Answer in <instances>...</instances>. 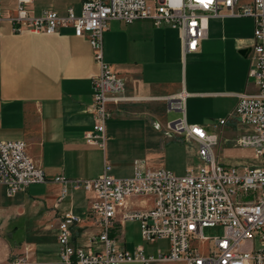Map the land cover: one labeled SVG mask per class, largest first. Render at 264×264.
Listing matches in <instances>:
<instances>
[{"label":"built area","instance_id":"2783aa9c","mask_svg":"<svg viewBox=\"0 0 264 264\" xmlns=\"http://www.w3.org/2000/svg\"><path fill=\"white\" fill-rule=\"evenodd\" d=\"M16 14L10 18L15 32L56 34L71 30L76 37L86 36L99 65L92 78V129L85 132L87 144L103 151L105 124L111 116L109 106L125 97V80L105 62L103 33L110 21L131 24L150 20L154 26H169L179 32L184 54L198 50L208 30L210 18H249L254 22V44L249 56L248 80L253 93L237 95L229 118L244 130L226 139L232 146L248 148L258 165L239 168L222 165L215 154L220 132L208 131L185 120V95L167 98L169 111L180 117L166 125L169 137H180L196 148L198 164L177 175L162 166L151 167L144 160H134L132 175L117 178L112 166L103 160L99 176L88 180L54 179L74 190L90 194L88 213L81 218L64 214L57 224L60 260L65 264H264V0H82L79 14L68 8L65 14L44 9L32 14L27 6L32 0H15ZM46 182L43 169L29 156L22 140L0 141V185L12 197L28 186ZM66 189H63V193ZM98 228L89 244L71 242L72 228L84 220ZM139 223L143 241L168 242L166 252L145 253L143 247L128 252L111 236L116 225ZM221 226L220 236L207 238L202 229ZM247 245V247H246ZM27 255L5 264H24Z\"/></svg>","mask_w":264,"mask_h":264},{"label":"crops","instance_id":"0c3cea01","mask_svg":"<svg viewBox=\"0 0 264 264\" xmlns=\"http://www.w3.org/2000/svg\"><path fill=\"white\" fill-rule=\"evenodd\" d=\"M249 1L240 0L242 4ZM81 3L78 0L75 5L56 7L53 11L65 14L72 8L79 14ZM27 9L32 14L52 10L36 7L35 0ZM15 14V0H0V141H24L29 156L43 169L46 182L16 193L15 202L1 208L0 228L11 224L13 233L15 218L31 222V232L47 235V240L54 239L56 252L39 254L34 238L12 236L20 237L19 245L9 247L12 253L18 257L27 255L24 264H65L59 256L58 220L69 212L85 218L90 194L54 179L62 176L88 180L100 175L103 160L109 162L106 149L113 129L109 122H115L116 128L119 122L130 121L139 128L166 130V125L173 122L167 120V98L185 95L188 124L209 128L211 121L226 116L234 108L238 94L255 91L253 82L247 78L248 70L244 71V66L250 64L251 51L245 56L238 53L252 49L254 22L249 18H210L206 37L198 50L184 54L176 29L166 25L156 27L150 20H137L118 29L121 22L110 21L103 33L104 60L124 78V96L130 99L109 106L111 116L105 124L107 140L103 151L87 144L83 137L92 129L93 116L88 108L92 104V78L99 73L88 38L76 37L69 29L50 35L27 30L15 32L10 21ZM236 52L241 58H236ZM188 57L196 60L190 68ZM235 63L241 65L240 72L236 71ZM216 123L214 132L221 134L217 145L221 152L225 140L238 136L244 128L230 120L224 125ZM172 138L191 145L197 157L192 143L180 137ZM216 157L222 165H232L225 163L222 155ZM37 185L56 188V193L53 197L37 195ZM2 189L6 196L4 186ZM125 224L116 225L111 233L124 250L119 238L123 239ZM97 231L92 220H84L72 228L71 242L95 250L98 244H89V240Z\"/></svg>","mask_w":264,"mask_h":264},{"label":"rangeland","instance_id":"374dc122","mask_svg":"<svg viewBox=\"0 0 264 264\" xmlns=\"http://www.w3.org/2000/svg\"><path fill=\"white\" fill-rule=\"evenodd\" d=\"M78 0H35L36 7L49 8L56 11V7L63 9L69 4H77ZM130 24L120 23L118 29L122 27H128ZM169 27V26H167ZM170 28V27H169ZM178 32V30H176ZM236 58L239 57L236 52ZM196 60L187 58V67L195 65ZM237 72H240L241 65L235 63ZM249 68V63L244 66L245 73ZM240 74V73H239ZM186 109V107H185ZM189 115L191 111L188 107ZM187 110V111H188ZM195 114V112H193ZM230 113V112H229ZM229 113L226 116L216 118L211 121L210 127H206L208 131L214 132L216 129V122L221 119L229 118ZM180 113L169 111L167 113V120L172 122L179 119ZM113 126L110 132V140L106 151L108 152L109 163H111L113 171L112 175L117 178L130 177L132 175L133 161L144 160L146 164L163 165L170 169L175 174H182L187 166H196L198 164L197 157L191 147V145L183 143L178 138H172L167 135V131L164 129L158 130L156 127L149 129L139 128L136 123L130 121L119 122L117 128L115 122H109V125ZM220 129V128H219ZM222 128L220 129V131ZM226 142V141H225ZM223 150L218 151V147H215V153L217 156L222 155V159L225 163L232 164L229 166H236L233 164L239 163L237 167L242 168L244 166L250 167L252 165H258L259 160L255 158L254 152L248 148H240L232 146L229 142L225 143ZM111 145V146H110ZM56 188L46 189L43 185H37L35 193L37 195H43L53 197L56 193ZM55 191V192H54ZM15 202V196L7 198L0 185V211L1 208ZM13 226H16V230L12 233V225L9 224L5 228H0V264L10 262L14 258L18 257L10 250L11 247L19 245L20 237L25 236L34 238L37 241L39 254L44 252L54 254L56 247L53 245V238L47 240L46 236L36 235L32 231L33 224L31 222L26 223L23 218H15ZM32 228V229H31ZM223 233L221 226L206 227L202 229L203 236L207 238H213L220 236ZM13 236V237H12ZM123 239L119 238L120 246H124L126 250L132 251L136 247H143L147 255H157L158 252H166L168 248L167 241H157L153 244H148L142 240L140 235V228L137 221L127 222L122 229ZM50 241V242H49ZM46 242L47 245H44ZM11 246V247H10ZM10 247V248H9ZM247 247V245H246ZM12 258V259H10ZM121 264H140V263H121ZM154 264H173V263H154Z\"/></svg>","mask_w":264,"mask_h":264},{"label":"water","instance_id":"95a60500","mask_svg":"<svg viewBox=\"0 0 264 264\" xmlns=\"http://www.w3.org/2000/svg\"><path fill=\"white\" fill-rule=\"evenodd\" d=\"M251 51V48H247L244 50H240L238 53L242 56H245V54H248Z\"/></svg>","mask_w":264,"mask_h":264}]
</instances>
